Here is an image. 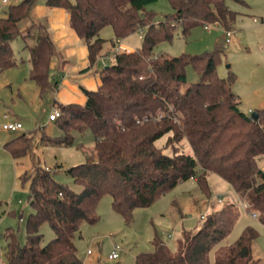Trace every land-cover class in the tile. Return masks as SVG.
I'll list each match as a JSON object with an SVG mask.
<instances>
[{
    "label": "trees",
    "instance_id": "16d2710c",
    "mask_svg": "<svg viewBox=\"0 0 264 264\" xmlns=\"http://www.w3.org/2000/svg\"><path fill=\"white\" fill-rule=\"evenodd\" d=\"M39 1L19 0L0 16V72L19 65L12 43L23 38L30 56L28 78L42 97L57 88L51 69L62 54L48 19H32ZM156 1L46 0L50 9L62 7L68 12L70 25L87 45L88 65L83 71L93 68L103 56L107 40L101 29L105 25L114 30L113 45L137 29L146 27V31L139 47L116 52L115 61L100 69L98 89L82 87L87 96L84 103L56 102L61 114L55 122L62 134L44 135L43 141L72 146L76 131L91 129L98 157L66 169L81 187L79 191L57 180L55 172L40 163L33 173L23 174L30 180L34 211L26 221L24 244L14 228L0 232V238L6 240L0 264H84L73 238L83 221H99L97 206L104 195L112 197L113 209L131 223L136 208L150 206L190 178L212 196V173L227 181L264 224V168L260 162L264 158V109L257 110L256 121L240 109V96L233 90L236 74L231 72L228 78L218 74L220 49L178 56L154 51L157 43L173 38L178 25L184 33L208 22L229 30L238 12L227 0H168L174 13L156 23L147 10ZM30 38L32 43H28ZM188 65L200 80L184 86ZM164 135L168 137L160 147L157 140ZM185 139L191 154L183 148ZM5 148L20 164L31 154L32 137L26 132L18 134ZM238 218L236 205L226 204L205 216L198 229L183 230L176 250L156 233L155 249L138 253L135 264H254L256 228L247 225L234 241L224 242ZM44 222L56 236L43 245Z\"/></svg>",
    "mask_w": 264,
    "mask_h": 264
},
{
    "label": "rangeland",
    "instance_id": "374dc122",
    "mask_svg": "<svg viewBox=\"0 0 264 264\" xmlns=\"http://www.w3.org/2000/svg\"><path fill=\"white\" fill-rule=\"evenodd\" d=\"M17 1L4 3L0 0V16H5L9 5ZM227 3L238 12L235 23L229 29L232 32L230 42H226V30L217 23H205L212 24L207 28L197 25L186 33L178 25L173 38L157 43L154 51L157 54L178 56L220 49L218 74L223 78H228L231 72L236 74L233 90L240 95V109L251 115L254 111L264 109V23L254 21L255 17L264 19V0H227ZM147 10L153 14L156 23L175 11L168 0H157L149 4ZM145 31L146 27L137 29L119 42L126 47H139ZM101 36L107 40L103 55L111 56L123 50L119 42L115 45L111 42L116 39L112 26L105 25L101 29ZM30 42H33L31 38L28 39ZM24 45L23 38L12 43L20 63L0 72V232L4 233L8 227L14 228L21 244L26 242L27 218L34 211L30 203V180L24 179L23 174L26 171L33 173L38 163L43 167L48 165L55 172L57 180L79 191L81 187L74 183L66 169L84 162V153L89 151L95 141L91 129L76 131L72 146L43 141L44 135L57 137L62 134V129L56 122L49 123L50 112L57 105L51 90L39 96L36 85L28 78L30 56ZM97 64L99 69L104 66L100 58ZM186 74L184 86L200 80L192 65L187 66ZM17 120L22 122L23 129L13 131L2 128L3 123ZM23 132L32 137V151L23 163L16 164L5 143ZM167 137L164 135L158 139L157 145L162 147ZM182 144L186 153L191 154L188 141L185 139ZM165 152L169 153L170 150L165 148ZM209 183L213 193L209 197L194 178L179 183L150 206L136 208L131 223H127L113 209L112 197L104 195L97 206L99 221L94 224L83 221L80 231L73 238L79 256L84 264H135L138 253L155 249L153 239L156 233L172 250H176L177 239L182 231L198 229L203 222L202 214L207 216L228 203H234L239 218L224 242L234 241L245 226H253L259 232V237L253 242L254 264H264V224L243 208L233 187L219 175L212 173ZM218 195L222 196V202L217 201ZM41 232L44 235L43 245L56 236L48 222L42 224ZM5 246L6 240L1 236L2 258L5 257ZM116 247L119 256L110 259L109 254ZM213 258L214 251L211 260Z\"/></svg>",
    "mask_w": 264,
    "mask_h": 264
},
{
    "label": "crops",
    "instance_id": "0c3cea01",
    "mask_svg": "<svg viewBox=\"0 0 264 264\" xmlns=\"http://www.w3.org/2000/svg\"><path fill=\"white\" fill-rule=\"evenodd\" d=\"M44 18L48 19L53 39L62 54L61 56L55 58L51 69V79L55 80L57 83V88L55 90H51L54 99L53 101H55V103L57 102L63 104L84 103L87 96L83 92L82 87L88 90H96L101 84L100 69L98 68V64L89 70L83 71V69L88 65V47L75 29L70 25L69 14L64 8L54 7L50 9L46 5V0L41 2L39 1V4L32 12V19L35 22H38ZM28 25L29 23H27L25 27ZM119 45L127 51L135 49L133 47H126L122 42H119ZM36 90L39 94L37 86ZM54 108L57 107L54 106ZM52 122L55 121L49 120V123ZM93 143L94 144L89 151L86 150L84 153V157L86 159L90 157L97 159L98 157L97 141L95 140ZM26 158L24 160H26ZM14 162L16 163L15 160ZM46 167L49 166L47 165ZM24 171H26V169Z\"/></svg>",
    "mask_w": 264,
    "mask_h": 264
},
{
    "label": "built area",
    "instance_id": "2783aa9c",
    "mask_svg": "<svg viewBox=\"0 0 264 264\" xmlns=\"http://www.w3.org/2000/svg\"><path fill=\"white\" fill-rule=\"evenodd\" d=\"M3 2L4 3H7V2H9V0H3ZM254 21L255 22H262V23H264V19L263 18L260 19V18L255 17L254 18ZM211 25L212 24H206L205 27L207 28V27H210ZM141 31H142V29H141ZM231 34H232L231 30H226V42H230ZM120 48H122L121 45H120ZM100 59L102 60V62H103L104 65H107L108 63H110V62L112 63V62L115 61V59H116V53L114 55H111V56H107V55L101 56ZM60 114H61L60 113V109L59 108H54L52 110V112L50 113V115H49V120L50 121H55L60 116ZM5 117H7V116L5 115ZM2 128L5 129V130L17 131V130L23 129V124L20 121L5 122V123H3ZM260 162L262 163L261 165L264 168V158H262L260 160ZM217 201L218 202H222V196L221 195H218ZM241 202H242V206H243L244 209H246L253 217L258 218L257 212L255 210H252L250 208V205H249V203L247 201L241 200ZM204 218H205V215L202 214L201 215V219H204ZM172 235L173 234H169V236H172ZM89 252H90V250H89ZM118 256H119L118 247H116L109 254V258L110 259H115Z\"/></svg>",
    "mask_w": 264,
    "mask_h": 264
},
{
    "label": "water",
    "instance_id": "95a60500",
    "mask_svg": "<svg viewBox=\"0 0 264 264\" xmlns=\"http://www.w3.org/2000/svg\"><path fill=\"white\" fill-rule=\"evenodd\" d=\"M251 116H252V118H253L255 121L258 120V118H259V114H258L257 111H254V112L251 114Z\"/></svg>",
    "mask_w": 264,
    "mask_h": 264
}]
</instances>
